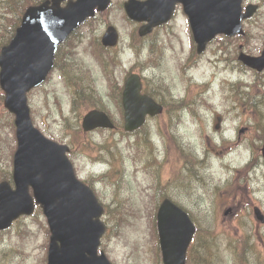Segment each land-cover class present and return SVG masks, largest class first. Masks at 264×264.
Segmentation results:
<instances>
[{"label":"rangeland","instance_id":"374dc122","mask_svg":"<svg viewBox=\"0 0 264 264\" xmlns=\"http://www.w3.org/2000/svg\"><path fill=\"white\" fill-rule=\"evenodd\" d=\"M124 1L113 0L104 14L79 28L68 42L70 63L28 94L33 124L70 147L77 177L107 207L100 249L111 264H162L155 215L164 198L182 207L197 227L186 264H264V223L253 212L258 208L264 216V80L237 60L241 51L261 55L264 0H259L257 15L244 23L243 37L220 36L201 55L191 46L182 13L172 25L140 38L139 25L125 16ZM250 2L256 1L246 0ZM108 26L118 31L119 42L108 53L116 63L104 69L93 56L94 40L100 42ZM132 36L140 43L137 52ZM110 73L117 86L130 73L139 74L144 89L165 106V117L150 118L142 133L123 135L116 98L121 88L107 80ZM77 86L103 94L107 113L118 126L115 133L80 130L87 108L74 105ZM253 101L260 104L253 107ZM11 122L0 98V170L6 175L12 173L16 146ZM143 136L152 141V149ZM103 173L110 178L103 180ZM47 228L38 209L1 232L0 264H43ZM242 241L247 242L244 257L236 249Z\"/></svg>","mask_w":264,"mask_h":264},{"label":"water","instance_id":"95a60500","mask_svg":"<svg viewBox=\"0 0 264 264\" xmlns=\"http://www.w3.org/2000/svg\"><path fill=\"white\" fill-rule=\"evenodd\" d=\"M63 1L47 0L28 7L14 37L0 52L3 105L14 115L17 141L13 156L14 188L6 181L0 183V231L8 229L19 217L31 215L38 204L50 232L46 264H110L103 252L98 254L105 232L100 220L102 206L91 188L75 176L66 155L68 147L47 139L34 128L27 104V93L40 85L51 70L58 45L110 3V0H69L62 7ZM176 3L183 5L189 17L198 52L219 33L242 34V20L254 11L250 5L242 13V0H129L124 9L131 20L148 21L139 31L142 36L168 21ZM117 39L116 30L109 27L102 44L114 46ZM240 60L256 68L260 59L241 55ZM140 89L138 76L131 75L122 93L126 131L140 127L147 114L162 111L161 106L141 95ZM81 127L88 132L95 128L112 129L113 124L105 113L92 110L83 117ZM254 213L263 223L264 217L257 208ZM156 220L163 264H185L195 233L193 222L168 199L160 204Z\"/></svg>","mask_w":264,"mask_h":264},{"label":"trees","instance_id":"16d2710c","mask_svg":"<svg viewBox=\"0 0 264 264\" xmlns=\"http://www.w3.org/2000/svg\"><path fill=\"white\" fill-rule=\"evenodd\" d=\"M41 0H0V49L1 47L6 44L14 35L16 27L20 23L21 15L24 12L25 8L30 4H36ZM8 21L7 25H5L4 21ZM94 89L91 87H88V89L83 88L82 86H77L74 92L73 100L74 105L83 106L87 109H89L93 105V99H94ZM1 100L3 99V95L0 94ZM260 103L258 102V105ZM253 107H255L257 104L252 102ZM248 104H244V108H247ZM259 107V106H258ZM258 107L254 108L257 109ZM11 128L12 131L14 130L13 123L11 122ZM143 142L149 143V140L147 137L143 136ZM86 148H88V151H92L94 146L91 144H86ZM0 174H3V172L0 170ZM11 174H3L0 175V181L1 180H10ZM112 216H116V218L119 217V215L113 214V212H110ZM48 232V230L46 231ZM156 234V232H155ZM247 247V242L242 241L240 245L236 247V249L239 251L240 257L245 256V250ZM248 248H250L248 246ZM191 258L193 259L195 256V252L191 251L190 253ZM197 254H200L197 252ZM256 256L259 260H263L262 255L259 251H257Z\"/></svg>","mask_w":264,"mask_h":264},{"label":"flooded vegetation","instance_id":"af4514ba","mask_svg":"<svg viewBox=\"0 0 264 264\" xmlns=\"http://www.w3.org/2000/svg\"><path fill=\"white\" fill-rule=\"evenodd\" d=\"M255 1H256V4H258V10H257V13H258V12L260 11L259 8H261V4L259 3V0H255ZM178 13H182L181 16H182V17L184 16V18H185L184 22H185V24L188 26V19H187V17H186V16L184 15V13H183V8H182V6H180V5H176V7H175V11H174V17H173V19L170 20L168 23H166V24H164V25H161V26L155 28V29L152 31V33L155 32V31L161 30V29H163V28H165V27H167V26H169V25H172V22L175 20V17L177 16ZM257 13H256V15H257ZM143 24H144V23H143ZM188 35H189V36L192 35L191 32H190L189 30H188ZM263 48H264V47H263ZM263 48H262V49H263ZM261 52H262V51H261ZM260 54H261V53H260ZM58 58H59V60L61 61L60 64H62V65L64 66L65 64L70 63V60H71L72 56H71V54L68 53L67 48H62V49L60 50L59 54H58ZM255 74H257L258 77L261 78V80H264V70H263V72H261V73H255ZM256 77H257V76H256ZM143 93H144V90H143Z\"/></svg>","mask_w":264,"mask_h":264}]
</instances>
